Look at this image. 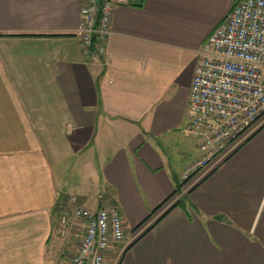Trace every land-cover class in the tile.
<instances>
[{
  "label": "crops",
  "instance_id": "1",
  "mask_svg": "<svg viewBox=\"0 0 264 264\" xmlns=\"http://www.w3.org/2000/svg\"><path fill=\"white\" fill-rule=\"evenodd\" d=\"M82 1L0 0V264H69L102 206L153 221L105 264H264V127L170 205L201 156L199 50L238 0H122L99 57Z\"/></svg>",
  "mask_w": 264,
  "mask_h": 264
},
{
  "label": "built area",
  "instance_id": "2",
  "mask_svg": "<svg viewBox=\"0 0 264 264\" xmlns=\"http://www.w3.org/2000/svg\"><path fill=\"white\" fill-rule=\"evenodd\" d=\"M121 2L82 1L78 36L85 55L106 54L114 10ZM186 126L196 134L201 156L183 174L181 194H175L170 205L264 126V0H238L200 48ZM75 214L85 223V232L69 264H105L109 250L124 251L130 243L117 208L78 207ZM152 222L134 234L139 238Z\"/></svg>",
  "mask_w": 264,
  "mask_h": 264
},
{
  "label": "trees",
  "instance_id": "3",
  "mask_svg": "<svg viewBox=\"0 0 264 264\" xmlns=\"http://www.w3.org/2000/svg\"><path fill=\"white\" fill-rule=\"evenodd\" d=\"M263 127H264V126H263ZM182 185H183V184H181L179 187L176 188V190H175V192H174V195L177 194V193H178V194H181ZM192 190H193V189H191L190 192H191ZM186 195H187V194H182V195H180V197L178 198V200H177L173 205L182 203ZM168 199H169V198H168ZM168 199H166L162 204H160V205L155 209V211H157V210H158L163 204H165V203L168 201ZM171 207H172V206H171ZM162 215H163V214H162ZM160 217H161V216H160ZM160 217H159V218H160ZM148 218H149V217H148ZM148 218H146L144 221H142V222H141V223H140L135 229L139 228L142 224H144V223L147 221ZM159 218H158L156 221H158ZM150 227H151V226H150ZM140 237H141V236H140ZM140 237H139V238H140ZM139 238H138V239H139ZM138 239H137V240H138ZM137 240H135V241H137ZM135 241H134V242H135Z\"/></svg>",
  "mask_w": 264,
  "mask_h": 264
},
{
  "label": "rangeland",
  "instance_id": "4",
  "mask_svg": "<svg viewBox=\"0 0 264 264\" xmlns=\"http://www.w3.org/2000/svg\"><path fill=\"white\" fill-rule=\"evenodd\" d=\"M199 152H200V151H199ZM194 162H195V161L192 160V161L187 165L188 167H187V166H186V167L189 168ZM184 171H185V170H183V173H184ZM183 173H182V174H183ZM182 174H181V175H182ZM181 179H183V175H182V178H181ZM191 184H192V183H191ZM193 184H194V182H193ZM193 184H192V185H193ZM88 188L90 189V187H88ZM77 206H80V204H79L78 202L75 201L74 208L77 207ZM77 208H78V207H77ZM136 238H138V235H136V234H134V233H133V234H129V233H127V235H126V240H128V241H130V242H132V241L135 240Z\"/></svg>",
  "mask_w": 264,
  "mask_h": 264
}]
</instances>
